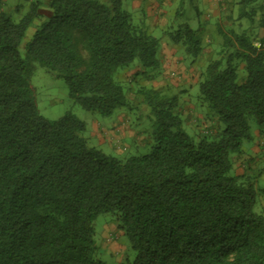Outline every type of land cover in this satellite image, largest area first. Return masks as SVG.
<instances>
[{"label":"trees","instance_id":"obj_1","mask_svg":"<svg viewBox=\"0 0 264 264\" xmlns=\"http://www.w3.org/2000/svg\"><path fill=\"white\" fill-rule=\"evenodd\" d=\"M259 0H240L239 19L254 21ZM197 0H181L199 16ZM51 17L22 58L19 46L41 3L15 22L0 12V264H107L96 258L94 222L116 216L136 253L127 264H264V189L229 176L252 140L250 119L264 126V39L224 34L223 50L199 75L202 104L224 125L217 141H195L183 127L179 98L142 89L155 118L153 152L125 161L88 145L85 122L56 121L37 107L31 78L40 64L65 82L84 110L110 117L129 107L115 81L138 61L160 66V40L132 23L121 0H49ZM264 26V15H262ZM201 29L168 33L193 58ZM239 59L246 79L238 82Z\"/></svg>","mask_w":264,"mask_h":264},{"label":"rangeland","instance_id":"obj_2","mask_svg":"<svg viewBox=\"0 0 264 264\" xmlns=\"http://www.w3.org/2000/svg\"><path fill=\"white\" fill-rule=\"evenodd\" d=\"M41 3L39 9L40 16L35 19L27 29L25 36L19 46L22 58L26 57L27 44L33 38L35 32L52 15L48 6L49 0H36ZM106 6H110L112 0H97ZM123 8L132 16V23L138 29L146 31L148 34L160 40V48L167 45L175 50L173 56L180 59L179 68L167 63L166 68L159 66L156 70H147V74L142 76L130 74L140 66L138 61L132 63L128 68L120 69L114 76L115 81L125 90L129 102V107L118 109L110 117H103L84 110L79 104L69 96L68 88L61 79L52 78L46 70L38 63L34 64V72L31 78V86L40 114L51 121H56L66 113H72L79 120L85 122L86 130L81 133L88 145L103 151L105 154L125 161L132 157H141L153 152L156 145L154 140L155 118L151 109L144 103L143 96L139 93L142 89H157L165 96L179 98L178 112L183 120V127L188 135L195 141L206 139L207 141H217L218 135L223 131L224 125L216 121L215 125L210 124V133L203 129L190 127L184 114L190 113V106L198 109L208 117H213L212 113L200 100L199 86L196 83L198 77L204 69L215 60H218L223 50V35L234 30L237 33L244 31L250 36L254 44H259L263 38L260 37L262 26V15H264V0H259L252 6L256 9L254 21L239 19L238 14L240 0H212L215 3L216 12L206 10L202 0H198L201 8V16H196L193 10L185 7L182 16L178 17L181 6L180 0H174L171 6L162 7L166 12L164 19L166 26H157L153 31L149 28V21L144 19L142 10L145 6L138 7L136 0H121ZM30 0H0V11L18 22L28 11ZM226 6V8H225ZM225 8V9H224ZM145 12L147 10L145 9ZM188 23L193 29H201L202 46L204 54L198 58L189 55L182 44H174L168 37L169 32L175 31L180 24ZM149 30L151 32H149ZM159 58L160 53L158 54ZM182 63V64H181ZM238 66V82L246 78L245 70L241 69L243 63L236 59ZM193 68L194 70H191ZM243 70V71H242ZM184 99L186 102H184ZM186 103V104H185ZM185 106H188L187 108ZM252 140L245 142L242 147V154L252 155V148L261 141L264 135V126L259 125L254 119L249 120ZM125 128H124V127ZM125 134L123 137L120 135ZM264 139V137H263ZM264 150V141L261 144ZM256 155V154H255ZM252 156L248 175L238 176L241 181H250L257 189H264V155ZM242 157H236V163ZM259 159V160H258ZM257 160V161H256ZM235 170L239 168L235 165ZM229 176H235L231 171ZM255 211L264 216V198L261 194L257 196ZM96 258L107 264H127L133 262L136 253L132 250L131 244L124 231L120 228L116 216L102 214L94 222Z\"/></svg>","mask_w":264,"mask_h":264},{"label":"crops","instance_id":"obj_3","mask_svg":"<svg viewBox=\"0 0 264 264\" xmlns=\"http://www.w3.org/2000/svg\"><path fill=\"white\" fill-rule=\"evenodd\" d=\"M35 1L36 0H30V3L35 2ZM173 1L174 0H136V2L138 3V7L141 8V6H145V8H143V10H142V15H143L144 19H147L149 21V28L148 29L153 31L155 28H157V26L158 27L159 26L165 27L167 25L166 21L164 19V15L166 12L162 11L161 6L162 7L171 6L173 4ZM202 1L205 4L206 10L210 9V10H213L216 12V9H214L215 3H213L212 0H202ZM224 1L228 2L229 0H224ZM180 2H181V0H180ZM196 4H197L198 10H199V13L201 14V8L199 6L198 0H197ZM225 8H226V6H225ZM145 9L147 10V12H145ZM199 16H201V15H199ZM150 30H149V32H151ZM259 34H260V37L264 39V28L260 29ZM159 53H160V57H161V58H159L160 59V66H162V68H166V65H168L167 63H169V62H170V64L174 65L173 68L174 67L179 68L181 66L180 62H182V61L180 59L179 60L176 59L175 56H173V54L175 53L174 49L167 47V45H163V47L159 49ZM202 54H204V50H203ZM241 69L245 70L244 64L241 65ZM191 70H194V69L191 68ZM134 72H136V73L130 72V74L139 75L142 77L144 76V74H142L144 72V70L141 67H139ZM245 79L246 78H243L242 82ZM198 81H199V77H198V80L196 82L197 84H198ZM184 102H186L185 99H184ZM185 107L187 108L188 106H185ZM189 108L191 109L190 113L184 114L186 123L190 127H197V128H199V130L203 129L206 133H210V131H208L209 125L210 124L215 125V122L217 121V119L215 117L210 118L202 112L198 113L197 112L198 109H194L191 106ZM120 135L123 137L125 134L120 133ZM263 137H264V135H263ZM263 137H262L261 141L258 142V144L252 148V152H253L252 155L248 156L245 153L244 154L241 153L240 155H237L234 157V159H233L234 166H233L232 171L234 172V175L236 177L244 176L246 174L248 175V172L249 173L251 172V171H249L250 166H248V164L251 163L252 156L254 157V155L256 154L255 156H260V158H261L264 155V150L262 149V146H261V144L264 141ZM238 156L242 157V159L239 158L240 160L238 161L237 164H235L237 161L236 157H238ZM235 165L239 168L238 171L235 170ZM262 176L264 177V173H262Z\"/></svg>","mask_w":264,"mask_h":264}]
</instances>
